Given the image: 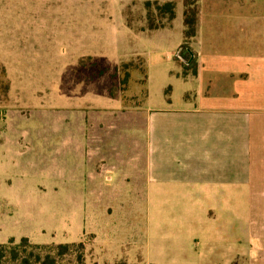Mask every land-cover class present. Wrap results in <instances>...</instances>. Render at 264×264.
<instances>
[{
  "label": "rangeland",
  "instance_id": "1",
  "mask_svg": "<svg viewBox=\"0 0 264 264\" xmlns=\"http://www.w3.org/2000/svg\"><path fill=\"white\" fill-rule=\"evenodd\" d=\"M166 1H183L184 11L185 2L191 3L200 21L210 0L158 3ZM184 11H177L171 26L149 31L145 0H0V108L11 106L20 87L26 90L22 102L28 103L20 105L25 115L18 112L9 122L25 139L16 141L17 151L0 149V243H19L23 237L40 244L83 242L86 264H211L206 235L213 206L197 202L187 184L164 183L143 166L137 132L145 129L150 106L148 75L153 96L166 83L161 95L176 106L186 100L184 89L195 86L182 81L195 67V58L183 55L186 45L178 51L185 39ZM153 14L156 23L169 24L157 11ZM15 57L24 66L10 76L2 60L14 62ZM89 57L105 59L109 70L94 82L82 81L93 64ZM116 68L121 75L110 85ZM82 84L94 85L97 95H111V87L126 103L124 110H115L119 122L113 131L103 127L115 135L103 143L105 151L118 159L106 163H118L110 186H82V140L66 138L82 130L72 121L82 112L58 90L78 102ZM59 117L62 122L55 124ZM45 132L53 137L33 138ZM61 264L78 262L69 254Z\"/></svg>",
  "mask_w": 264,
  "mask_h": 264
},
{
  "label": "crops",
  "instance_id": "2",
  "mask_svg": "<svg viewBox=\"0 0 264 264\" xmlns=\"http://www.w3.org/2000/svg\"><path fill=\"white\" fill-rule=\"evenodd\" d=\"M208 2L200 15L198 35L190 43L197 73L184 71L182 81L195 83L194 88L184 89V103L176 106L162 96L166 83L159 90L162 95L155 96L160 100L154 102L152 80L150 84L147 76L150 106L142 122L145 129L137 131L142 136L143 166L164 183L187 184L197 202L205 200L213 206V223L206 235L208 262L264 264V0ZM179 9L184 11L183 1L176 2ZM14 60H2L10 76L19 75L24 66L21 58ZM20 89L18 95L14 90L11 106L0 108L4 153L17 151L16 141L25 139L9 123L18 112L25 115L20 105L28 104L22 102L26 90ZM95 89L82 84L78 102L62 88L58 90L61 98L72 101L69 105L74 110L82 112L72 119L82 130L66 138L82 140V186L86 188L110 186L115 180L118 163H106L118 159L103 144L115 135L105 133L103 127L113 131L119 122L115 110H124L126 104L110 94L97 95ZM52 137L48 132L33 136L42 141ZM244 204L248 208L241 209ZM232 206H239L240 211Z\"/></svg>",
  "mask_w": 264,
  "mask_h": 264
},
{
  "label": "trees",
  "instance_id": "3",
  "mask_svg": "<svg viewBox=\"0 0 264 264\" xmlns=\"http://www.w3.org/2000/svg\"><path fill=\"white\" fill-rule=\"evenodd\" d=\"M158 1L159 0H145V6L148 10V28L151 30L166 26V23L155 22L153 11H157L159 17L166 19L168 23L174 21L177 15L176 3L174 1H166L163 5H160ZM184 15L185 41L182 49L186 45V50L181 52H183V55L187 59H190V57H193L194 55L192 47L190 46V41L194 40L198 35L199 16L198 11L196 9H192L191 3L189 2H185ZM89 58L93 61V64L86 67L85 75H83L85 78H82V81L94 82L105 76L109 70L105 59L101 58L100 60L95 61L96 58ZM193 73H197L196 67H194ZM120 75L121 73H119V69L116 68L115 72L110 77V85L113 84L112 79L116 80V78L120 77ZM128 76L129 73L127 72L126 78ZM125 80L122 82L123 84L125 83ZM120 83L121 82L119 81V84ZM114 90L115 89L110 87L111 95L113 97L116 96ZM76 247H79L82 250ZM84 249L85 245L83 242L78 245L70 242L59 244H40L30 242L27 237H23L19 243H16L14 239H11L8 243H0V264H61L64 257L69 254H74L76 256L78 264H86Z\"/></svg>",
  "mask_w": 264,
  "mask_h": 264
}]
</instances>
